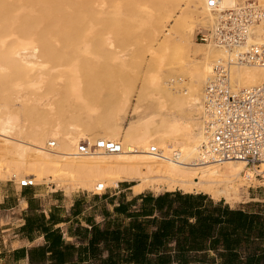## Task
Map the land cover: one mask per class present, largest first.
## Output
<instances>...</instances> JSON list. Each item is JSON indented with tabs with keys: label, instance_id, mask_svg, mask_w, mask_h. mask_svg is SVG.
Returning <instances> with one entry per match:
<instances>
[{
	"label": "bare ground",
	"instance_id": "bare-ground-1",
	"mask_svg": "<svg viewBox=\"0 0 264 264\" xmlns=\"http://www.w3.org/2000/svg\"><path fill=\"white\" fill-rule=\"evenodd\" d=\"M248 1L0 0V180L28 176L68 195L132 181L242 198V162L197 161L203 88L217 61L236 87L261 82L263 68L237 55L264 42V26L229 48L194 36ZM97 138L122 149L75 154Z\"/></svg>",
	"mask_w": 264,
	"mask_h": 264
},
{
	"label": "trees",
	"instance_id": "trees-1",
	"mask_svg": "<svg viewBox=\"0 0 264 264\" xmlns=\"http://www.w3.org/2000/svg\"><path fill=\"white\" fill-rule=\"evenodd\" d=\"M208 195L177 189L120 196L102 226L68 229L79 244L52 224L25 222L22 228L44 241L14 253H26L29 264H264V201L230 207Z\"/></svg>",
	"mask_w": 264,
	"mask_h": 264
},
{
	"label": "built area",
	"instance_id": "built-area-1",
	"mask_svg": "<svg viewBox=\"0 0 264 264\" xmlns=\"http://www.w3.org/2000/svg\"><path fill=\"white\" fill-rule=\"evenodd\" d=\"M263 23L264 10L249 0L245 6L226 8L219 12L213 28L197 31L196 40L211 39L216 44L232 47L245 43L256 23ZM243 63H256L263 68L259 84L236 87L230 83L229 67L225 61L212 66L203 88V126L205 139L199 145L198 162L221 163L228 160L243 163L242 175L249 187H264V42L250 44L245 52L237 55ZM49 146L54 145L51 141ZM117 152L122 149L120 142L97 138L88 143L79 141L75 154H87L95 150ZM149 151L159 155L151 146ZM36 184L25 176L18 182L19 187ZM97 188L105 190L102 183Z\"/></svg>",
	"mask_w": 264,
	"mask_h": 264
},
{
	"label": "crops",
	"instance_id": "crops-1",
	"mask_svg": "<svg viewBox=\"0 0 264 264\" xmlns=\"http://www.w3.org/2000/svg\"><path fill=\"white\" fill-rule=\"evenodd\" d=\"M119 183L123 185L121 188ZM131 185L130 181H120L117 186H109L98 193L76 192L68 195L58 188L49 190L44 186L39 189L37 184L19 187L0 180V264H29L26 253L19 257L14 250L27 249L44 241L42 233H27L22 228L25 222L52 224L53 228L60 229L62 239L79 244L80 239L69 235V228L74 229L77 225L90 227L92 222L102 226L104 212L109 211V216H114L112 209L120 196L130 200L138 193L150 191H134ZM151 192L157 194L162 191ZM208 197L214 202L221 200ZM260 200L256 202H263L264 197Z\"/></svg>",
	"mask_w": 264,
	"mask_h": 264
},
{
	"label": "rangeland",
	"instance_id": "rangeland-1",
	"mask_svg": "<svg viewBox=\"0 0 264 264\" xmlns=\"http://www.w3.org/2000/svg\"><path fill=\"white\" fill-rule=\"evenodd\" d=\"M199 30H202V29H198L197 31H199ZM194 38H195V36H194ZM195 40H196V38H195ZM196 41H199V40H196ZM137 84H138V81L136 83V86H137ZM6 182L11 183V184H13L15 186L18 185L17 183L13 182L12 179H7ZM130 182H132V181H130ZM37 186H39V189L44 188V186H45L49 190H53L52 187H54L52 183H44L43 184V182L37 184ZM122 186H123L122 183H119V188H121ZM61 190H63V189H61ZM142 190H150V191H153V192L164 191V189H160V190L157 191V190L148 189V188H145V189H142ZM76 192H79V193L80 192H84V193L91 194L90 193L91 191H87V190H78V191H75V192H72V193H76ZM241 195H242V198H239L238 200H236L234 202H231V204L235 205V206L236 205L238 206V205H242V204H246V203H252V202H256V201H261L260 199L264 197V187H249V188L247 187V189H245L242 192ZM210 197H212V196H210ZM212 198L216 199V200L223 199V198H220V197H218V198L217 197H212ZM107 207H109V206L107 205Z\"/></svg>",
	"mask_w": 264,
	"mask_h": 264
}]
</instances>
